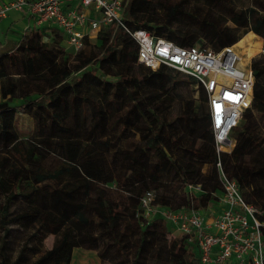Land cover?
<instances>
[{
    "label": "trees",
    "instance_id": "16d2710c",
    "mask_svg": "<svg viewBox=\"0 0 264 264\" xmlns=\"http://www.w3.org/2000/svg\"><path fill=\"white\" fill-rule=\"evenodd\" d=\"M127 9L130 17L123 16V21L131 30L147 29L155 36L181 45L197 44V33L202 36L201 40L214 47L233 44L249 30L264 38V0H256L246 8L232 9L227 19L235 25L233 27L214 17L204 19L198 29L189 30L173 28L182 13L178 0H129ZM112 28L102 27L95 43H86L73 53L71 64L68 57L63 56L67 50L61 43L62 35L52 26L27 27L8 49H3L4 43L0 40V80H6L4 95H8L0 99V149L19 148L17 153L11 152L13 157L6 153L0 160V193L5 199L0 224L8 231L4 225L12 198L25 196L34 204L37 194V205L13 216V220L22 219L26 224L39 221L34 235L44 226L49 232H56L62 224L69 223L75 231L83 232L94 224L101 227L100 236L106 234L111 239L125 264H136L150 251H153V259L149 264L162 261L163 252L168 253L173 264H199L197 250L183 236L180 240L170 238L159 245L154 243L153 232L143 227L137 211H140V196L146 190H154L151 186L158 187L164 173H172L175 180L168 188L161 187L155 193L159 205L173 209L216 205L221 187L207 107L205 110L203 105L195 107L192 101H187L180 112H168L170 103L181 96L177 84L185 81L195 85L194 78L185 74L179 76L181 72L164 64L151 70L138 63L136 41L122 27H117L111 36ZM46 35L50 38L47 42L43 40ZM87 47H91L89 52H86ZM98 47H103V51H98ZM94 60L96 64H92ZM98 63L113 65L117 76L102 79L106 74L100 73ZM251 69L254 76L252 107L231 133L234 139L231 152L220 153L219 160L227 174L237 181L244 199L262 210L260 219L264 221V141L259 139L256 129V117L264 116V59L252 58ZM125 85L130 87V94ZM198 90L200 103H206V92L201 87ZM162 91H165L164 96ZM13 98L22 100L12 105ZM21 105L34 120V139L21 138L15 128L16 108ZM167 126L171 131L162 133ZM73 134L94 139L102 150L112 148L111 135L120 139L132 134L130 147L122 150L129 166L122 175L107 177L103 159L89 152L88 157L74 167L88 187L84 197L77 198L82 183L69 185L68 181L45 195L37 186L58 177L66 169L53 173L49 168L33 172L29 165L37 160L41 151H48L56 141L71 138ZM137 134L139 137L135 138ZM206 165L205 173L202 168ZM112 180L118 186L114 187L115 198L107 200L104 185ZM186 183L202 186L200 192L192 193V199ZM151 221L165 227L162 218L153 217ZM125 230L138 239L131 260L123 247ZM21 257L22 250L16 260ZM49 257H54L52 264H68L67 258L60 261L58 246L47 249L38 259L41 262Z\"/></svg>",
    "mask_w": 264,
    "mask_h": 264
},
{
    "label": "built area",
    "instance_id": "2783aa9c",
    "mask_svg": "<svg viewBox=\"0 0 264 264\" xmlns=\"http://www.w3.org/2000/svg\"><path fill=\"white\" fill-rule=\"evenodd\" d=\"M129 0H0V22L11 10L25 7V15L37 25L48 24L62 35L64 48L73 53L86 43H95L102 27L127 31L137 44L138 63L151 70L164 64L191 76L204 89L210 118L221 191L216 207L173 209L155 201V191L146 190L139 198L140 223L159 215L176 226L185 241L198 252L201 264H264V221L262 210L247 202L237 181L223 169L222 152L234 146L232 131L243 121L253 102L252 57L235 43L214 47L207 43L181 45L149 30H131L123 21ZM186 190L201 191V184L186 183Z\"/></svg>",
    "mask_w": 264,
    "mask_h": 264
},
{
    "label": "rangeland",
    "instance_id": "374dc122",
    "mask_svg": "<svg viewBox=\"0 0 264 264\" xmlns=\"http://www.w3.org/2000/svg\"><path fill=\"white\" fill-rule=\"evenodd\" d=\"M181 3L182 13L179 18L173 24V28L183 29H198L201 22L204 19L219 17L225 20V24L228 26H235L230 20L229 12L234 8H246L256 3V0H178ZM25 7L20 10H11L8 12L6 18L2 19L0 24V38L3 40V49L10 48L15 44L23 31L27 29V21L24 14ZM156 14L159 16L160 12L157 10ZM124 17L128 19L130 17L129 10L127 9ZM198 43H205L201 40L202 36L197 33ZM44 41L47 42L44 38ZM236 45L242 46V51L246 53L247 57L262 58L264 59V38L255 34L249 30L242 35L236 42ZM91 47L86 48V52H89ZM98 51H103V47H98ZM72 50V49H70ZM67 49L63 56H67L70 64L73 62V52ZM70 52V54L68 53ZM70 58V59H69ZM96 64V60L92 62ZM100 73H105L106 76L102 79L111 80L117 76L116 70L113 65H100ZM183 76L182 73L178 74ZM40 81H38L39 83ZM37 83V82H35ZM41 83V82H40ZM39 83V84H40ZM6 80H0V99L4 98V91L6 89ZM125 90L130 94V87L125 85ZM177 90L180 93V97L175 98L169 106L168 112L177 113L181 111L183 103L189 101L193 102L195 107H199L198 104L203 105L206 110V103H200V94L198 88L185 81H181L177 84ZM32 93V92H31ZM167 94V93H166ZM162 95H165V91H162ZM19 104V103H17ZM15 117V128L21 138H36L35 135V123L25 106H18ZM166 120V118H165ZM258 137L264 141V116L258 115L256 117ZM117 128V127H116ZM114 133L115 129L112 130ZM171 127L167 126L163 128V132H170ZM112 132V133H113ZM113 133V134H114ZM232 136V135H231ZM139 137V134L135 138ZM132 134H129L126 138L117 139L114 135H111L110 141L113 144L109 150H102L91 139H86L84 135L73 134L71 138H61L54 143L53 148L48 151H41L37 154V160L29 165L31 171L37 172L39 170L50 169V172H55L58 169L65 168L58 177L41 183L37 186L45 195L50 194L51 190L55 187L62 185L64 181H68L67 184H81L78 187L77 198L85 196V191L88 187H85L82 179L76 174L75 164L88 157V153L92 152L94 157H101L104 161V167L106 169V176L110 178H116L122 175L123 170L129 166L128 161L123 157L122 150L130 147ZM96 139V137H95ZM38 140V138L36 139ZM116 147V149H114ZM18 146H14L13 150L0 149V160L6 153L11 157V152H18ZM207 165L203 166L202 171L207 172ZM32 174V172H31ZM175 178L171 174H162L159 180V186H151L150 188L155 190V193L160 191L161 187H169ZM130 183V181H127ZM106 188L104 191L107 200H113L115 198L116 190L114 187L118 186L115 180H112L104 185ZM109 187V188H108ZM180 190L183 189L180 188ZM125 196L126 193H124ZM35 203L29 202V199L25 196H19L12 198L9 202V208L7 213V224L4 226L8 228V231L3 230V226L0 224V264H52L54 257H49L39 262L38 257L41 254L51 248L58 246L60 261L68 259V264H125L114 245L111 243V239L105 234L100 236L101 227L92 224L88 229L83 232L75 231L69 223L62 224L56 232H49L44 226L37 235L33 234L34 229H38L40 222L26 224L22 219L13 220V216L19 212L29 209L31 206L37 205V194H35ZM88 202V201H87ZM5 199L0 193V220L3 212V205ZM216 205L203 206L204 211L214 208ZM48 210V209H47ZM47 210H44L48 212ZM54 212V211H53ZM52 216V215H51ZM155 217L161 218L159 215ZM151 218L144 224L143 227L153 232L152 241L159 245L160 242H168L170 238H176L180 240L182 234L178 228L171 223L165 221V227H161L157 223L152 224ZM156 222V221H154ZM153 222V223H154ZM124 228V227H123ZM125 229V228H124ZM126 235L123 240V247L128 252V255L133 258L135 251V245L138 242L137 236L134 233H130L125 230ZM95 246V248H92ZM190 246V245H189ZM192 248L195 247L191 245ZM167 248V247H166ZM22 250V257L16 260L17 254ZM152 252H146L144 256L140 257L136 264H149L152 258ZM195 252V251H193ZM163 260L157 261L156 264H173L168 259V253H161ZM16 260V261H15ZM149 261V262H148ZM37 262V263H36ZM201 264V263H199Z\"/></svg>",
    "mask_w": 264,
    "mask_h": 264
},
{
    "label": "crops",
    "instance_id": "0c3cea01",
    "mask_svg": "<svg viewBox=\"0 0 264 264\" xmlns=\"http://www.w3.org/2000/svg\"><path fill=\"white\" fill-rule=\"evenodd\" d=\"M25 11H26V9L24 10V14H25ZM7 17V16H6ZM6 17H4V18H6ZM25 17H26V21H27V27H30V26H37V27H44V26H46V25H48V24H44V25H37V24H35L34 23V20L33 19H31V18H29L28 16H26L25 15ZM1 22H2V20H1ZM1 22H0V24H1ZM27 31V29H25L24 31H23V33L24 32H26ZM58 31V30H57ZM60 33V32H59ZM44 38L46 39V40H49L50 38H49V36L48 35H46V36H44L43 37V40H44ZM0 40H1V38H0ZM1 41H3V40H1ZM6 90V89H5ZM8 95H4V98H6ZM4 98H2V99H4ZM21 98H13L12 100H11V104L12 105H15V104H17V103H20L21 102Z\"/></svg>",
    "mask_w": 264,
    "mask_h": 264
}]
</instances>
